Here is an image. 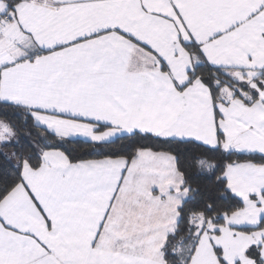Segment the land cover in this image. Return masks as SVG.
I'll list each match as a JSON object with an SVG mask.
<instances>
[{
	"label": "snow or ice",
	"instance_id": "snow-or-ice-1",
	"mask_svg": "<svg viewBox=\"0 0 264 264\" xmlns=\"http://www.w3.org/2000/svg\"><path fill=\"white\" fill-rule=\"evenodd\" d=\"M0 264H264V0H0Z\"/></svg>",
	"mask_w": 264,
	"mask_h": 264
}]
</instances>
